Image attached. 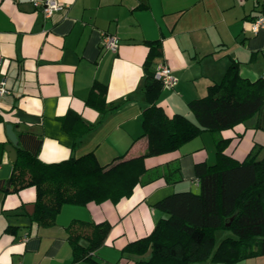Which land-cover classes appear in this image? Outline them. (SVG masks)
Masks as SVG:
<instances>
[{
    "label": "crops",
    "instance_id": "obj_1",
    "mask_svg": "<svg viewBox=\"0 0 264 264\" xmlns=\"http://www.w3.org/2000/svg\"><path fill=\"white\" fill-rule=\"evenodd\" d=\"M57 1L63 8L45 17L29 2L0 0V79L10 90L0 96V264H87L73 260L68 240L73 220L110 224L91 253L97 264H134L150 252L139 255L124 247L147 236L165 215L155 202L173 192L198 191L194 165L215 162V135L203 131L177 150L146 157L148 170L129 196L115 203H66L53 224L40 225L32 219L34 187L4 192L13 169L4 148L10 143L6 125H12L18 140L21 132L37 135L38 158L45 163L88 152L102 165L122 154L138 157L148 145L142 113L149 104L141 91L147 42H160L154 63H167L176 78L174 86L162 88L156 104L168 117L178 113L194 121L188 102L205 96L231 65L237 64L244 78L264 79V33L251 30L264 1ZM103 34L118 38L115 52L103 47ZM94 84L106 86L104 109L86 101ZM69 110L79 119L69 118L67 130L62 120ZM255 119L217 133L230 140L226 153L242 160L255 148L264 157V130L254 128ZM172 164L179 165L180 181L155 177ZM215 234L230 236L223 229ZM190 264H264V256Z\"/></svg>",
    "mask_w": 264,
    "mask_h": 264
},
{
    "label": "trees",
    "instance_id": "obj_2",
    "mask_svg": "<svg viewBox=\"0 0 264 264\" xmlns=\"http://www.w3.org/2000/svg\"><path fill=\"white\" fill-rule=\"evenodd\" d=\"M147 45L141 88L149 104L142 113V136L148 141L146 151L131 159H124L125 154L115 156L105 165L97 161L93 152L45 163L38 158L41 139L31 132H21L17 159L4 192L34 187L32 219L40 225H51L63 204L86 205L106 200L115 203L129 196L148 170L146 157L177 150L208 131L215 135V162L195 163L198 191L173 192L155 202L154 207L165 215L147 236L128 243L123 251L139 255L150 252L148 258L134 264H190L208 258L234 263L264 256V157L259 158L254 148L238 160L225 151L230 140L217 136L218 132L252 117L256 118L254 128L264 130V79L244 78L238 65H231L219 83L208 87L205 96L188 102L194 121L178 113L168 117L156 104L163 88L154 76L160 42L149 41ZM105 92L106 86L94 84L87 103L104 109ZM69 118L77 121L79 115L70 110L66 113L62 123L67 130L71 129ZM155 174L170 183L181 180L178 164ZM109 229L108 222L73 220L68 226L73 260L97 264L91 253L103 243ZM219 229L229 230L232 235L222 238L215 247V231Z\"/></svg>",
    "mask_w": 264,
    "mask_h": 264
},
{
    "label": "built area",
    "instance_id": "obj_3",
    "mask_svg": "<svg viewBox=\"0 0 264 264\" xmlns=\"http://www.w3.org/2000/svg\"><path fill=\"white\" fill-rule=\"evenodd\" d=\"M31 3L34 7L41 9L45 17H49L53 12L63 8V4L57 0H20ZM264 1V0H259ZM253 33H264V9L256 16L251 24ZM118 38L113 34L102 35V45L104 48L115 52L118 49ZM154 76L158 79L164 88H171L176 83V78L172 72L171 67L164 61L158 62L155 66ZM10 90L6 85L4 79H0V96L9 94Z\"/></svg>",
    "mask_w": 264,
    "mask_h": 264
},
{
    "label": "water",
    "instance_id": "obj_4",
    "mask_svg": "<svg viewBox=\"0 0 264 264\" xmlns=\"http://www.w3.org/2000/svg\"><path fill=\"white\" fill-rule=\"evenodd\" d=\"M6 133L10 143L6 144L4 148L8 154L10 161L15 162L17 159L16 147L18 146V138L14 133L11 124L6 125ZM227 225H229V223H227Z\"/></svg>",
    "mask_w": 264,
    "mask_h": 264
},
{
    "label": "rangeland",
    "instance_id": "obj_5",
    "mask_svg": "<svg viewBox=\"0 0 264 264\" xmlns=\"http://www.w3.org/2000/svg\"><path fill=\"white\" fill-rule=\"evenodd\" d=\"M223 230H224V229H223ZM226 231L228 232L229 235L232 234L231 231H229V230H226ZM220 239H221L220 236H219L218 234H215V240L218 241V240H220Z\"/></svg>",
    "mask_w": 264,
    "mask_h": 264
}]
</instances>
